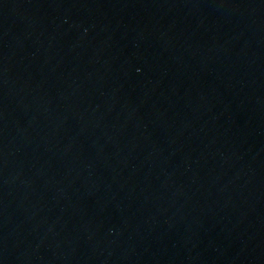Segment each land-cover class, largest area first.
<instances>
[{
    "label": "water",
    "instance_id": "1",
    "mask_svg": "<svg viewBox=\"0 0 264 264\" xmlns=\"http://www.w3.org/2000/svg\"><path fill=\"white\" fill-rule=\"evenodd\" d=\"M0 264H264V0H0Z\"/></svg>",
    "mask_w": 264,
    "mask_h": 264
}]
</instances>
